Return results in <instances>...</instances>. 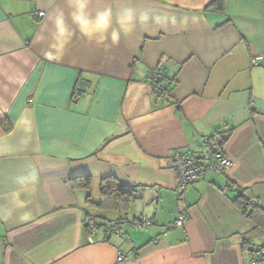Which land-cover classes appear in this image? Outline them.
<instances>
[{
    "label": "crops",
    "instance_id": "crops-1",
    "mask_svg": "<svg viewBox=\"0 0 264 264\" xmlns=\"http://www.w3.org/2000/svg\"><path fill=\"white\" fill-rule=\"evenodd\" d=\"M81 3L137 23L97 43L74 23ZM162 67L155 99L147 75ZM204 137L232 166L178 200L171 155H203ZM84 175L89 190L70 186ZM108 176L136 190L126 213L94 206ZM239 191L264 211V0H0V264H264ZM135 215L154 225L101 228Z\"/></svg>",
    "mask_w": 264,
    "mask_h": 264
},
{
    "label": "built area",
    "instance_id": "built-area-1",
    "mask_svg": "<svg viewBox=\"0 0 264 264\" xmlns=\"http://www.w3.org/2000/svg\"><path fill=\"white\" fill-rule=\"evenodd\" d=\"M38 17L43 16V12L37 13ZM262 60L261 56H253L250 58L251 66H258ZM160 70H152L147 75V81L151 88V95L157 99L161 96V85L158 83L160 78ZM201 147L204 149V154L199 155L191 150L178 149L171 155V170L176 178V194L178 200L183 196L187 187L197 181L206 171L223 172L232 166L231 160L223 154L219 148V144L212 142L209 137H204L201 142ZM235 189V188H233ZM187 220V215L184 211H180L176 219L166 227L162 228V234H165L169 229L179 228L184 225ZM154 223L141 215H135L132 221L120 219L118 221L108 222L101 225L105 234L119 235L126 237L122 228L125 226H133L137 229L153 226ZM87 229L91 234H94L97 229L95 219L87 221ZM128 241V238H126ZM156 241V240H155ZM260 258H264V247L257 251ZM125 258L123 253H118L117 261L121 262Z\"/></svg>",
    "mask_w": 264,
    "mask_h": 264
},
{
    "label": "trees",
    "instance_id": "trees-1",
    "mask_svg": "<svg viewBox=\"0 0 264 264\" xmlns=\"http://www.w3.org/2000/svg\"><path fill=\"white\" fill-rule=\"evenodd\" d=\"M160 76L162 75L160 74ZM158 83L161 85L162 96L167 91L166 83H163L161 77L159 78ZM76 93L80 94V91H75V94ZM91 181V176L84 175L80 177L71 178L69 180V184L74 189L89 190L91 187ZM233 190L237 191L236 188ZM135 197V188L122 184L116 177L108 176L100 180L99 201L94 204V206L99 210L103 211H116L126 213L130 204L134 201ZM233 203L244 216V218L252 224V230L259 231L264 234L263 209H261V207L257 203H255V201L251 200L240 191L237 192V195L233 199ZM247 244L248 243L245 241L244 245Z\"/></svg>",
    "mask_w": 264,
    "mask_h": 264
},
{
    "label": "clouds",
    "instance_id": "clouds-1",
    "mask_svg": "<svg viewBox=\"0 0 264 264\" xmlns=\"http://www.w3.org/2000/svg\"><path fill=\"white\" fill-rule=\"evenodd\" d=\"M85 8L86 4L81 3L79 15L73 17L74 23L78 25L83 34L89 39L96 38L97 43H105L110 40L113 45H117L120 43L121 36L132 32L137 23L136 13L130 8L115 18L111 9H105L97 14L95 19H91L84 14ZM140 19L143 22L147 20V17H141ZM113 23L116 24L115 28H113ZM57 25L60 35H66V29L62 27L63 21L58 20ZM32 178L34 179L35 177L33 176ZM14 204L16 208L22 209L26 207L25 202L18 197L15 198Z\"/></svg>",
    "mask_w": 264,
    "mask_h": 264
},
{
    "label": "rangeland",
    "instance_id": "rangeland-1",
    "mask_svg": "<svg viewBox=\"0 0 264 264\" xmlns=\"http://www.w3.org/2000/svg\"><path fill=\"white\" fill-rule=\"evenodd\" d=\"M104 212H106V211H104ZM256 233H259L258 235H261L262 236V233L261 232H259V231H255ZM257 235V236H258ZM257 236H255V237H257ZM257 237L256 239H255V242H254V245H255V247H257V246H259L258 244L262 241V237Z\"/></svg>",
    "mask_w": 264,
    "mask_h": 264
},
{
    "label": "water",
    "instance_id": "water-1",
    "mask_svg": "<svg viewBox=\"0 0 264 264\" xmlns=\"http://www.w3.org/2000/svg\"><path fill=\"white\" fill-rule=\"evenodd\" d=\"M161 74L165 75V67H162Z\"/></svg>",
    "mask_w": 264,
    "mask_h": 264
}]
</instances>
